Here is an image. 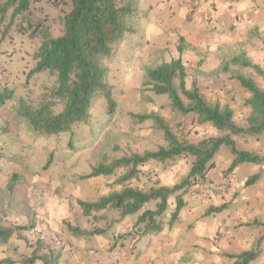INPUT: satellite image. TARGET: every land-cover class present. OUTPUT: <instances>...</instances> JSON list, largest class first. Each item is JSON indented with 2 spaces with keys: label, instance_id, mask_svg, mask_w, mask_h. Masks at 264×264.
Listing matches in <instances>:
<instances>
[{
  "label": "trees",
  "instance_id": "16d2710c",
  "mask_svg": "<svg viewBox=\"0 0 264 264\" xmlns=\"http://www.w3.org/2000/svg\"><path fill=\"white\" fill-rule=\"evenodd\" d=\"M46 1L62 12L59 15L61 30L57 35L52 34L46 16H36V0H0L2 33H8L14 28L18 33H29L40 38L33 53L35 63L27 77L42 72L54 77V83L45 88L37 101L28 100L7 83L0 82V117L5 120V131L12 125L26 131L34 139L69 133L71 141L75 128L89 121L90 111L97 97L104 98L108 115L113 116L115 113L117 102L112 96V86L108 81L109 71L104 60L116 54L118 44L125 34L135 35L139 32L146 10L140 8L139 0ZM186 46L184 38L179 37L177 51L180 56L147 67L141 78V90L158 95L165 94L173 111L181 116L194 115L201 123L209 122L220 134L197 143L180 141L168 121L156 112H128L134 123L152 120L153 127L163 132L168 145L159 146L153 151L104 157L103 161L92 165L89 172L78 176L79 180H84L99 175H114L117 169H125L117 181L121 184L120 189L112 190L92 201L77 200L84 216L93 212L116 210L121 220L126 215L140 212L146 203L156 201L155 209L143 210L137 216L134 227L121 234L118 240L112 241L108 250L118 242L124 244L138 236L156 234L165 224L172 226L185 205L182 197L185 188L207 181L206 174L214 167V156L221 146H226L233 154L228 171H232L240 163L264 162V157L257 152L238 148L233 138L258 137L264 133V89L243 72L245 68L251 69L264 78V69L252 62L242 47L231 51L230 56L221 60L216 69V72L229 73L249 93L244 104L251 112L245 124L239 125L233 119L232 108L208 100L195 79H191L189 86H186L188 69L181 58ZM57 105H60V109L55 111ZM187 155L194 159L187 176L179 182L162 186L155 181L145 189L132 185V180H138L142 173L140 167L149 161L163 163L174 157ZM51 162L50 154L43 169ZM257 178V174L251 176L246 184L253 183ZM19 180V175L12 173L6 184L7 189L12 192ZM176 192L179 193L175 195L174 210L168 220L164 221L163 214L168 198ZM224 207L226 204L213 207L211 211L218 212ZM252 224L258 222L255 220ZM21 228L24 227L4 226L0 222V243H6ZM68 228L84 235L105 232L103 228H93L90 231H80L72 226ZM259 247L260 240L249 250L229 253L226 256L233 260L232 264H250L258 257ZM41 252L45 254L41 255ZM31 254L24 260L27 264H33L36 259H40L41 264H56L55 252L42 242H36ZM0 264H12V260L8 257L2 258Z\"/></svg>",
  "mask_w": 264,
  "mask_h": 264
},
{
  "label": "rangeland",
  "instance_id": "374dc122",
  "mask_svg": "<svg viewBox=\"0 0 264 264\" xmlns=\"http://www.w3.org/2000/svg\"><path fill=\"white\" fill-rule=\"evenodd\" d=\"M156 1L163 2V0ZM168 1L170 0H164V2ZM141 3L143 6L147 5V0H141ZM192 4L193 1L188 0V10L192 8ZM34 5L36 16H46L52 34H59L61 10L46 0H36ZM145 18L146 15L143 19ZM2 27L0 24V29ZM232 32H234L233 26L228 27V30L224 32L217 31L205 47L196 46L194 51L189 52L186 86H189L191 79H195L208 100L219 102L221 106L231 107L233 114L238 113L235 115L236 119L233 115L235 122L243 125L246 117L243 116L245 104L243 105L242 101L249 96L248 92L229 73L216 72L221 60L227 59L231 51L238 47V45L232 47L228 44H220L222 39ZM253 38L251 41L241 43L239 47L247 50L264 69V46L261 45L262 42L264 45V33L257 35L259 40L256 41L261 43L254 42ZM137 42H139L138 38H134L132 34H125L118 44L116 54L104 60L109 71L108 81L112 86V96L117 102L113 116L107 114L104 98L97 97L90 111L89 121L75 128L71 141L69 133L34 139L26 131L19 130L12 125L9 126V130L5 131L3 130L5 120L0 117V222L4 226L24 227L13 234L10 239L14 241L11 240L9 246L1 243L7 251H10L7 257L12 260V264H27L24 260L32 255L33 239L25 238L23 233L27 229L34 227L46 235L51 232L60 238L63 237L58 231L38 226L41 223L37 218L46 205L48 207L50 204L51 208H55L58 213L56 217L62 218L61 221L58 220V225L65 231L68 229L71 236H77L75 238L84 234L72 232L69 226L79 228L88 226L91 227L90 230L103 228L108 221L112 223L115 217L119 216L116 210L101 211V214L94 216H84L78 213L77 200L92 201L118 188L121 184L117 181L125 169H117L114 175H99L84 180H79L78 176L89 172L90 167L103 161L104 157L153 151L159 146L168 145L163 132L153 127L152 120L134 123L128 116V112H156L168 121L173 133L180 141L197 143L204 138L220 134L209 122L201 123L194 115L181 116L173 111L165 94L158 95L141 90L144 70L162 60L171 59L172 54L168 49L153 52L143 43L142 46L136 45ZM39 43V37L31 36L29 33H18L14 28H11L8 33L0 31V70L4 75L0 82L7 83L18 94L31 101H37L40 94L46 90L45 88H49L54 83V77L48 75L47 72L27 77L28 71L35 63L33 53ZM216 44L218 47L214 50ZM192 54L195 56L191 57ZM243 72L250 75L264 89L263 77L256 75L251 69L245 68ZM59 109L60 105H57L55 111ZM233 138L238 148L242 150L254 146L252 144L258 141L263 144L264 148V136H260L259 140L237 136ZM225 150V153L222 152L223 159L226 153H229V149L224 145L219 149V151ZM250 151L257 152L256 150ZM50 154L52 162L46 169H43ZM193 159V156L187 155L174 157L163 163L149 161L140 167L143 172L138 180H132V185L145 189L155 181L159 183L156 178L158 172L162 175L171 172L177 183L187 176ZM12 173H17L20 180L11 192L6 184ZM194 189L191 185L183 192V195L190 201L195 192ZM62 206L65 212L60 211ZM90 221L97 223L93 226V223H89ZM114 226L116 225L112 228ZM16 240L24 244L23 251L19 250V246H14ZM58 249V247L54 248V250ZM38 261L39 259L34 260L33 264H37Z\"/></svg>",
  "mask_w": 264,
  "mask_h": 264
},
{
  "label": "crops",
  "instance_id": "0c3cea01",
  "mask_svg": "<svg viewBox=\"0 0 264 264\" xmlns=\"http://www.w3.org/2000/svg\"><path fill=\"white\" fill-rule=\"evenodd\" d=\"M192 1V8L188 10V0L185 5H180L177 0L168 2L154 0V4L152 0H147V5L144 6L139 0L140 8L146 10L145 13L148 14L146 20L142 19L139 32L133 35L139 39L136 45L142 46L143 43L153 52L168 49L172 54L171 58H177L180 56L177 51L178 40L179 37H183L187 46L181 58L187 66L190 51H194L196 46L205 47L217 31H227L228 27L233 26L234 32L227 34L220 44L239 47L241 43L251 41L253 37L254 42L261 43L256 40H259L257 35L264 33V0ZM217 47L216 44L214 50ZM246 52L252 62L259 64L247 50ZM194 56L192 54L191 57ZM250 112L251 109L245 105L243 116L247 118ZM237 114L235 112L233 114L235 119ZM260 136H264V133L249 138L259 140ZM259 142L243 150H256L259 155L264 156L263 144ZM222 152L225 153L226 150L216 152L215 165L208 170L206 180L227 183L228 190L221 195L216 191L203 189L201 182L192 186L195 192L191 201L182 195L185 205L177 221L172 226L165 224L156 234L133 239L127 255L118 264H232L233 260L226 254L249 250L258 240L260 252L256 260L250 264H264V162H244L228 171L233 154L229 150L223 159ZM140 171L143 172V169ZM255 174L258 178L253 183L246 184L249 176ZM156 178L159 181L158 185L162 186H171L176 182L171 172L166 175L158 172ZM120 188L121 186L116 189ZM222 204H226V207L221 211H211L213 207ZM155 207L156 201H150L138 213L126 215L121 220L116 216L113 224L108 221L103 227L104 233L79 235L78 238L71 236L68 229L65 231L58 225V220L61 221L62 218L56 217L58 213L50 204L40 211L37 220L41 223L38 224L39 227L58 231L63 236L61 238L66 240V244L58 247V250H54L56 247L51 248L55 252L56 264H98L95 260L108 250L111 242L118 240L121 234L129 232L143 210H153ZM174 207L175 195L168 198V205L163 214L164 221L168 220ZM60 211L65 212L63 206ZM78 213H82L80 206ZM99 214L101 213L93 212L89 216ZM255 220L258 224H252ZM89 223L95 226L97 222ZM113 225L116 226L112 228ZM90 228L80 226L79 230L90 231ZM27 230L23 232L25 238H29ZM50 235L55 234L49 232L47 236ZM11 240L6 242V246H9ZM35 244L36 242L34 246ZM14 246H19L21 251L24 249V244L20 240H16ZM0 252V259L10 255V251L1 243ZM93 254L95 259L91 261ZM37 264H41L40 259Z\"/></svg>",
  "mask_w": 264,
  "mask_h": 264
},
{
  "label": "built area",
  "instance_id": "2783aa9c",
  "mask_svg": "<svg viewBox=\"0 0 264 264\" xmlns=\"http://www.w3.org/2000/svg\"><path fill=\"white\" fill-rule=\"evenodd\" d=\"M180 5H185L187 0H177ZM3 71L0 70V80L3 77ZM203 189L207 191H216L219 194L223 195L228 190L227 183H219L213 180H207L206 182L202 183ZM27 236L33 239L34 242H42L47 247L54 248L60 247L66 244V240L63 238L58 237L57 235H50L47 236L42 231L37 230L36 228L32 227L27 230ZM131 241H126L127 243H120L107 250L105 253L100 254L99 257L95 260L98 264H118L128 253L129 248L131 246ZM91 261L95 259V255L93 254L91 257Z\"/></svg>",
  "mask_w": 264,
  "mask_h": 264
}]
</instances>
